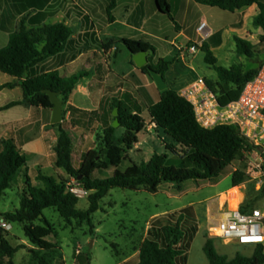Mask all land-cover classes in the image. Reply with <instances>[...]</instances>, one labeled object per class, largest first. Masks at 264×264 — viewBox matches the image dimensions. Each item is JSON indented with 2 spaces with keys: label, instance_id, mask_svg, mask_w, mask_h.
I'll use <instances>...</instances> for the list:
<instances>
[{
  "label": "trees",
  "instance_id": "trees-1",
  "mask_svg": "<svg viewBox=\"0 0 264 264\" xmlns=\"http://www.w3.org/2000/svg\"><path fill=\"white\" fill-rule=\"evenodd\" d=\"M155 1L158 10L177 24L172 15L170 0ZM195 1L235 14L236 18L230 21L235 27L239 26L237 21L240 18L237 10L257 4L260 12L254 18V25L264 30V2L261 0ZM45 2L19 0L22 12L31 6L42 10ZM116 6L117 0H110L108 13L112 19V11ZM26 18L24 16L21 19L17 29L14 26L8 29L11 32L9 41L4 47H0V71L20 81L26 104L53 108L50 96L44 91L51 89L59 92L66 105L76 84L87 72L81 71L66 77L57 70L34 73L33 69L48 57L62 52L71 41L73 29L63 22L29 27ZM120 42L132 54L141 50L150 53L149 62L138 68L145 74L150 75L149 69L154 68L165 77L176 61L175 58L155 57L156 47L146 39L125 37ZM235 42L239 55L248 58L254 56L255 44L239 36H235ZM199 48L205 52V61L217 72L216 84L213 85L207 79L206 82L221 105L239 99L245 84L258 73L264 63L252 68H246L241 63L226 67L218 64V58L209 43L203 41ZM132 62L134 63L133 59ZM12 85L13 83L0 85V90ZM22 103L23 101H12L1 109H9ZM116 107L120 126L125 128V132L117 135V128L110 122L107 123L99 133V148L96 145L85 151L78 165L74 164L73 136L62 126V122L55 124L59 126V136L54 148L55 165L76 178L88 190L89 204L86 209L78 206L80 198L67 189L62 177L39 172L36 184L27 175L20 195V206L0 214L1 220L6 223L22 224L28 240L35 246L32 248L30 264H66L61 248L49 239L51 236H58V230L44 215L45 209L54 208L68 225L87 222L93 226V214L101 209V200L113 188H143L156 193L163 183H173L181 190V185L186 180H214L220 177L239 156L255 148L237 125L219 124L211 128L202 126L197 120L193 104L181 92L168 87L160 91L157 101L148 105V111L156 128L173 138L175 143L166 142L165 145L173 156L169 152L154 153L147 162H137L130 157L129 151L140 141L139 134L147 126L141 106L134 95L128 92L125 99H117L113 103L112 109ZM176 144L181 146L182 151ZM176 156L181 161L180 165L172 160ZM124 160L129 161V166L121 171L119 166ZM27 161L26 153L15 139L6 138L1 141L0 199L13 186L14 178L20 171L28 168ZM109 168H114L111 175L104 178L93 176L94 171ZM231 173L233 185L245 182V171L235 170L234 167ZM261 194H264V188ZM199 229L200 221L193 204L154 216L139 252L121 264H187L188 251ZM25 247V244L14 245L0 226V264H16V254ZM204 251L210 264H264V245L257 246L251 256L237 253L229 258L216 250L214 238L208 236ZM5 258L8 260L5 261ZM91 259V254L87 253L86 264H91Z\"/></svg>",
  "mask_w": 264,
  "mask_h": 264
},
{
  "label": "crops",
  "instance_id": "crops-1",
  "mask_svg": "<svg viewBox=\"0 0 264 264\" xmlns=\"http://www.w3.org/2000/svg\"><path fill=\"white\" fill-rule=\"evenodd\" d=\"M41 1L45 2V0ZM194 2L192 0H170L172 15L177 22L175 24L173 21H170L169 17L167 19V16L158 10L155 0H117V6L112 11L114 19L110 18V14L108 13L110 0H47L42 10L31 6L24 12H22L23 8L19 0H0V30L6 33V38L4 37L3 42L5 44L0 45V47H4L9 41L11 32L8 29L12 26L17 29L24 16L27 17L26 24L29 27H38L45 23L63 22L73 29L71 41L67 44L66 48L62 52L50 56L42 63L36 65L33 72L43 73L57 70L61 75L66 77L78 74L81 71L87 72V75L78 81L70 94L67 104L64 105L66 113L64 114L65 119L62 121V126L72 136V133L78 136L83 154L91 147L98 145L99 140L96 133L102 132L107 123L110 122L112 124L114 122L115 116L113 111L115 108L112 109V105L117 99H125L126 94L131 92L140 104L142 115L145 118L144 111H148V105L159 98L161 90L158 89L152 76L143 73L138 69L139 67L136 63L132 62L133 54L120 42L122 38L146 39L156 47L155 57L176 59L165 76L169 88L182 93L186 87L198 78L203 77L206 79L208 77L205 75L197 77L188 76L185 73V68L193 70L194 66L186 61L185 54L180 51L185 44L179 39L186 38L188 42H191V28L194 24H197L193 18L191 19V10L204 8V5L199 4L195 0ZM119 11H122L121 14ZM259 12L260 9L257 4L237 10V13L240 14V18L237 21L239 26L237 28L234 26L235 28L233 29L244 30L246 37L260 35L261 31L258 27H252L251 23L245 24L246 15L250 16V21L254 24V18ZM204 21L202 20L201 22ZM200 23L197 25V30ZM190 25H192L191 28ZM231 25L233 26V24ZM209 29L211 33L206 42L209 43L215 53L216 47L223 45L222 32L224 28L221 29L215 26V24H211ZM5 39H7V42H5ZM198 42L199 48L203 41L199 40ZM253 42L256 44L254 39ZM189 54L193 55L195 51H190ZM122 55H124L127 66L120 70L118 68V60ZM227 55L230 56L229 54ZM229 58L226 56L225 60L229 61ZM227 65H229L228 62ZM209 78L217 79V75ZM5 83H13L12 86L5 88L12 91H21H19L18 98L0 104V111H25L26 116L20 119L10 118L9 120L0 122V143L3 139L13 138L26 155L32 149L35 151L39 157L36 163L37 170L34 175L36 177V180H34L35 184L38 183L37 175L39 172L45 173L44 169L46 165L50 166L53 173H56L58 177L63 176L65 171L56 167L54 162V148L59 136V126L52 123L53 109L26 104L23 101V89L16 77L11 76L0 85ZM138 92L141 94V97ZM12 101H23V103L9 109H1L2 106ZM18 123H20V126H18ZM9 125L15 127L11 136H9V133H11L10 129H8ZM120 128L124 127L120 126L117 128V135H120ZM7 132L9 133L7 134ZM74 143L76 146L75 138ZM140 145L141 140L129 151V155L133 160L134 155L132 156V153L138 152L137 148H140ZM221 182L222 180L218 181L215 185L219 186ZM227 190L228 188L219 191V196L209 201L204 211L205 219H209V224L212 221V215H215L217 212L218 199L222 198ZM190 204L195 205L194 202ZM166 212L169 211L155 213L152 217ZM149 222L144 228L141 242L147 234ZM10 226V223H6L7 230H9ZM141 242L138 245H134V252L127 255L123 261L139 252ZM24 244L28 252L31 253L32 248L35 246L30 241ZM79 252V255H81V251ZM123 261L118 264H121ZM86 262L87 254L84 255V264Z\"/></svg>",
  "mask_w": 264,
  "mask_h": 264
},
{
  "label": "rangeland",
  "instance_id": "rangeland-1",
  "mask_svg": "<svg viewBox=\"0 0 264 264\" xmlns=\"http://www.w3.org/2000/svg\"><path fill=\"white\" fill-rule=\"evenodd\" d=\"M192 1L195 3L194 0ZM262 1L264 2V0ZM203 7L202 9H192L190 13L191 19L193 18V20L197 22L193 27L190 25V28L192 27L190 32L192 41L188 42L186 38L179 39L185 44L180 51L185 54L186 61L194 66L193 70L185 68V73L188 76L197 77L205 75L208 76L206 77L208 81L213 85L216 84L217 79L209 77L217 75V72L213 66L204 60L205 52L201 48H198L195 54H189L191 51L190 47L194 43H199V40L206 41L209 38H203L196 29L197 25L202 20H205L209 27L211 24H215V26L221 29L224 28L222 32V37L224 39L223 45H221V47H216V52L214 53L218 58L219 65L229 66L231 64L241 63L245 67L252 68L258 67L264 62V30L262 28L258 27L261 31L260 35L246 37L244 30L233 29L235 27L231 25L230 21L236 18L235 14L218 7L208 5H204ZM119 12L121 14L122 11ZM170 21L172 20L170 19ZM250 23L252 27L257 28L252 21H250V16L246 15L245 24L248 25ZM235 36H239L255 44L253 42L254 39L256 44L255 53L252 58L237 54ZM4 37L6 38V33L0 30V45L5 44L3 43ZM5 42H7V39H5ZM231 52L232 54H230ZM226 56L230 57L229 61L225 60ZM227 62L229 65H227ZM126 66L127 62L124 59V55H122L118 60V68L121 70V68H125ZM9 77H11L9 74H4V72L0 71V84L4 83ZM19 91L21 90L12 91L8 88L0 90V104L18 98ZM138 94L141 97L139 92ZM25 116V111L16 112L14 110H3L0 111V122H4L10 118L20 119ZM144 116L147 126L140 134L141 145L139 146L140 148H137L138 152L132 153V156L134 155V160L137 162H147L154 153L169 152L165 146L166 142L175 143L173 138L165 134L163 130H159L154 126L150 128L152 121L148 111H144ZM18 126H20V123H18ZM14 128L13 125L8 126L11 132H7V134H10L9 136L13 134ZM123 132L124 128H120L119 134L122 135ZM72 134L76 140L74 164L78 165L83 151L78 136L75 133ZM96 136L99 137V132L96 133ZM176 145L182 151L181 146L178 144ZM97 148H99V142ZM169 155L171 157L173 156L171 152H169ZM260 157H262L263 160H261ZM27 158L30 170L28 169L26 171V169L23 168L14 178L13 186L9 188L0 199V214L2 212L15 210L20 206V195L25 186L27 174L30 177V181L35 184L34 180H36V177L34 175L37 170L36 163L39 157L32 149V151L27 154ZM172 160L177 165H180L181 161L177 156L173 157ZM259 163L264 167V150L261 148L252 152H245L239 156L220 177L214 180H186L182 183L181 190L173 183H163L156 193L149 192L143 188L139 190L113 188L108 195L101 200V209L93 214V226H90L87 222L81 225L77 222H74L72 226L68 225L54 208H47L44 210V215L58 230V236H51L49 239L56 242L57 245L61 247L67 264H84V255L87 253L91 254V264H118L123 261L127 255L134 252L133 247L135 244L138 245L141 242L144 228L149 221V226L153 223V214L176 210L177 208H182L194 202L200 221V230L188 251L187 264H210L204 251V245L208 239V227L210 225L209 219H205L204 211L209 201L219 196V191L226 188L229 189L233 185L231 172L234 170V167L235 170L240 169L245 171L246 180L244 186L241 187V192L245 198L252 200L253 197L257 195L256 187L259 186L263 179L258 168L253 169V167ZM128 166L129 161L124 160L120 164L119 169L125 171ZM113 171L114 168L96 170L93 176L104 178L111 175ZM44 172L59 178L56 173H53L50 166L46 165ZM64 173L65 174L61 177L66 181V187L68 189L70 185H74L78 180L73 182L74 177L68 175L66 171ZM220 180H222L221 184L216 186L215 184ZM88 194L89 192L85 196L80 197L78 203L80 208L86 209L88 207ZM226 208L227 207H225V209ZM214 216L213 214L211 218L213 219ZM36 223L41 222L36 221ZM10 225L9 230H7L6 222L1 220L0 215V226L3 229V233L14 245L24 244L25 242L29 243L21 223L13 222L10 223ZM214 243L216 250L220 254L227 255L229 258L234 257L237 253L250 256L255 251L254 245H239L233 242L226 243L221 238L217 237L214 238ZM115 250H117L118 253H116ZM79 251H81V255H79ZM7 260L8 258H5V261ZM14 260L16 264H30L31 253L28 252L27 248H22L16 254Z\"/></svg>",
  "mask_w": 264,
  "mask_h": 264
},
{
  "label": "built area",
  "instance_id": "built-area-1",
  "mask_svg": "<svg viewBox=\"0 0 264 264\" xmlns=\"http://www.w3.org/2000/svg\"><path fill=\"white\" fill-rule=\"evenodd\" d=\"M198 32L203 38L211 33L205 21L200 23ZM198 45L194 43L190 50L196 51ZM182 95L193 104L197 120L202 126L211 128L219 124L237 125L241 133L255 145L252 151L260 148L264 150V63L258 73L245 84L239 99L226 105L219 103L203 77L186 87ZM153 126L156 127V124L151 122L150 128ZM260 159L263 160L262 157ZM255 168L263 176L256 187L257 195L249 200L241 192L245 182L232 185L218 199L217 212L208 227L209 237L221 238L226 243L254 245L255 249L264 245V194H261L264 188V167L259 163ZM76 180L74 178L73 182ZM68 190L79 198L88 193L79 181L70 185Z\"/></svg>",
  "mask_w": 264,
  "mask_h": 264
},
{
  "label": "water",
  "instance_id": "water-1",
  "mask_svg": "<svg viewBox=\"0 0 264 264\" xmlns=\"http://www.w3.org/2000/svg\"><path fill=\"white\" fill-rule=\"evenodd\" d=\"M148 51L141 50L139 52L133 53L134 62L138 67H142L149 62L148 59ZM150 75L155 81L159 90L163 91L168 88V83L165 77L155 70L154 68L149 69ZM49 96L53 103V115H52V123H61L64 119V101L61 99L59 92L53 91L51 89L44 90ZM23 101H26L24 98ZM114 116L116 117L112 125L116 128L120 127V122L118 119V108L116 107L113 111Z\"/></svg>",
  "mask_w": 264,
  "mask_h": 264
},
{
  "label": "bare ground",
  "instance_id": "bare-ground-1",
  "mask_svg": "<svg viewBox=\"0 0 264 264\" xmlns=\"http://www.w3.org/2000/svg\"><path fill=\"white\" fill-rule=\"evenodd\" d=\"M233 205H235V204L233 203Z\"/></svg>",
  "mask_w": 264,
  "mask_h": 264
}]
</instances>
